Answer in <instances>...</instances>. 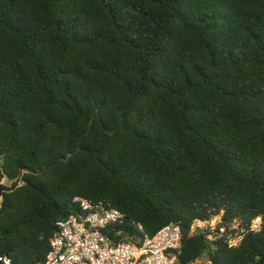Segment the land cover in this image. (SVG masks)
Masks as SVG:
<instances>
[{"label":"trees","instance_id":"16d2710c","mask_svg":"<svg viewBox=\"0 0 264 264\" xmlns=\"http://www.w3.org/2000/svg\"><path fill=\"white\" fill-rule=\"evenodd\" d=\"M0 158L31 171L0 259L44 262L82 197L126 236L179 224L178 264H264V0H0ZM222 214L262 230L191 233Z\"/></svg>","mask_w":264,"mask_h":264},{"label":"built area","instance_id":"2783aa9c","mask_svg":"<svg viewBox=\"0 0 264 264\" xmlns=\"http://www.w3.org/2000/svg\"><path fill=\"white\" fill-rule=\"evenodd\" d=\"M74 203L78 213L57 223L47 259L38 264H178L183 239L179 224L167 225L152 237L134 238L125 235L126 217L120 210L82 197L75 198ZM222 217L196 221L191 233H207L210 241L223 239L229 248H238L247 235L262 230L261 218L246 227L239 219L225 222ZM136 227L143 231L141 224ZM0 260L14 264L8 256ZM195 264L210 262L203 258Z\"/></svg>","mask_w":264,"mask_h":264},{"label":"water","instance_id":"95a60500","mask_svg":"<svg viewBox=\"0 0 264 264\" xmlns=\"http://www.w3.org/2000/svg\"><path fill=\"white\" fill-rule=\"evenodd\" d=\"M31 173L30 170L22 169L20 175L11 180L9 176L5 173V160L1 158L0 160V212L4 207V203L6 200V195L14 193L17 189L26 185L23 181L24 174Z\"/></svg>","mask_w":264,"mask_h":264},{"label":"rangeland","instance_id":"374dc122","mask_svg":"<svg viewBox=\"0 0 264 264\" xmlns=\"http://www.w3.org/2000/svg\"><path fill=\"white\" fill-rule=\"evenodd\" d=\"M0 160H1V158H0Z\"/></svg>","mask_w":264,"mask_h":264}]
</instances>
